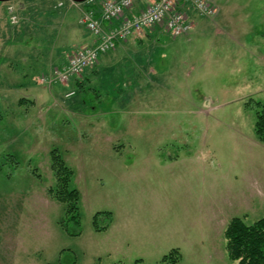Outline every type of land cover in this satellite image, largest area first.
<instances>
[{
    "label": "rangeland",
    "instance_id": "rangeland-1",
    "mask_svg": "<svg viewBox=\"0 0 264 264\" xmlns=\"http://www.w3.org/2000/svg\"><path fill=\"white\" fill-rule=\"evenodd\" d=\"M70 1L0 0V264H236L225 227L264 215V0L188 8L189 35L146 29L71 87L47 80L93 39ZM53 150L78 234L48 190Z\"/></svg>",
    "mask_w": 264,
    "mask_h": 264
},
{
    "label": "built area",
    "instance_id": "built-area-1",
    "mask_svg": "<svg viewBox=\"0 0 264 264\" xmlns=\"http://www.w3.org/2000/svg\"><path fill=\"white\" fill-rule=\"evenodd\" d=\"M70 4L75 2L71 0ZM82 5L78 21L93 36V43L70 51L47 77L49 83H67L95 64L98 56L112 50L117 42L146 29L161 27L172 36L187 34L192 28L188 8L203 17H212L217 11L208 0H151L140 9L134 8L133 0H84ZM11 19L15 17L12 15ZM73 93L68 91L66 96Z\"/></svg>",
    "mask_w": 264,
    "mask_h": 264
},
{
    "label": "trees",
    "instance_id": "trees-1",
    "mask_svg": "<svg viewBox=\"0 0 264 264\" xmlns=\"http://www.w3.org/2000/svg\"><path fill=\"white\" fill-rule=\"evenodd\" d=\"M76 85L80 86L81 83L78 82ZM254 125L258 139L264 140V108L257 112ZM51 165L54 169L55 181L49 187V193L55 199L65 203L66 219L69 223L74 224V229L69 230V233L78 234L80 232L79 191L77 188L70 186L72 169L65 164L55 150L51 154ZM97 214L93 216L92 223L95 229H103L105 226L98 227L97 225ZM105 214L110 219V213ZM224 236L227 256L229 259L236 261V264H264V215L251 223H245L238 216L232 217L224 229ZM168 258L171 263L178 260L179 251L177 248H173L168 254H165L162 261Z\"/></svg>",
    "mask_w": 264,
    "mask_h": 264
},
{
    "label": "crops",
    "instance_id": "crops-1",
    "mask_svg": "<svg viewBox=\"0 0 264 264\" xmlns=\"http://www.w3.org/2000/svg\"><path fill=\"white\" fill-rule=\"evenodd\" d=\"M149 1H151V0H137V2H136V0L134 1L133 0V2H134V8L135 9H140V8H142L146 3H148ZM60 5H62V2H61V4H56V6H60ZM71 5V4H70ZM98 15V14H97ZM201 17V16H200ZM157 29H159V28H157ZM148 30V29H147ZM153 30H156L155 28L153 29ZM149 31V30H148ZM147 31V32H148ZM145 30L141 33V34H138V35H135V36H131V37H129L128 39H126V40H123V41H119V42H117L116 43V45L114 46V48L112 49V50H110L109 51V53L107 52V53H104V54H106L105 55V57L103 58H101L100 59V57H98V61H97V63L94 65V67H92V69H88L87 71H91L92 72V70L93 69H96V74H98L99 73V70H98V65H99V63H102V61H104V60H106L107 62H112V59H113V57L114 56H116L115 54L117 53V51H126V50H129V49H132V47L133 46H137V44H139L140 43V36H142V35H145L146 33H147ZM187 35H189V33H187L186 34V36ZM93 43V39H91V41H90V43L89 44H92ZM115 53V54H114ZM67 54V51H64L63 49H61L60 48V50H57L56 51V53H53L52 54V58H53V60L51 61V59H49L51 62L49 63V66H50V64H53V65H61L64 61H65V55ZM101 55V54H100ZM99 55V56H100ZM51 57V56H50ZM103 59V60H102ZM57 67V66H56ZM49 70V69H48ZM85 78H87V75H83ZM81 79H82V77H80V78H78V79H76V78H71V80L69 81V85L68 86H70L71 87V85L70 84H74V85H76V84H78V82H80V83H82L81 82ZM55 84V83H54ZM56 84H59V83H56ZM67 86V85H66ZM67 86V87H68Z\"/></svg>",
    "mask_w": 264,
    "mask_h": 264
},
{
    "label": "water",
    "instance_id": "water-1",
    "mask_svg": "<svg viewBox=\"0 0 264 264\" xmlns=\"http://www.w3.org/2000/svg\"><path fill=\"white\" fill-rule=\"evenodd\" d=\"M75 1L81 2V1H84V0H75Z\"/></svg>",
    "mask_w": 264,
    "mask_h": 264
}]
</instances>
